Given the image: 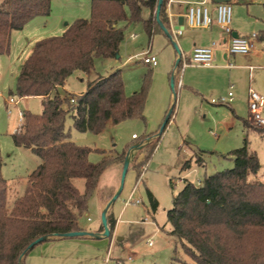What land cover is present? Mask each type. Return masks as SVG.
<instances>
[{"label": "trees", "instance_id": "1", "mask_svg": "<svg viewBox=\"0 0 264 264\" xmlns=\"http://www.w3.org/2000/svg\"><path fill=\"white\" fill-rule=\"evenodd\" d=\"M158 2L92 0L90 19H77L62 36L35 44L19 73L17 92L20 98H42L43 112H25L22 129L13 135V140L17 147L32 151L40 164L29 176L24 195L10 206L9 184L2 176L0 158V264H24L23 254L41 237L82 231L79 217L87 211L101 177L109 168L124 165L128 148L122 154L104 156L101 162L91 163L92 150L72 141L66 129L67 119L72 118L78 132L95 135L105 130L108 121L119 125L132 119L144 120L152 70L144 75L141 89L130 97L125 95L120 69L90 82L81 95L69 98L63 88L75 72L90 76L96 58L119 56L125 39L119 23L143 22L149 36L162 32L156 19ZM166 3L164 0L160 19L168 28ZM51 4L52 0H2L0 55L10 52L14 31L22 30L39 16H50ZM142 7L151 12L147 20L142 19ZM257 39L264 42V32ZM172 117L173 111L162 133L145 146L142 160L133 166L139 176ZM243 123L246 130L259 131L264 138V128L248 120ZM202 153L194 154L200 165L204 163ZM230 155L234 157L233 169L206 175L198 184L184 180L167 213L171 233L182 242L185 254L195 264H264V183L249 180L261 165L247 139L244 147ZM190 167L189 160L182 168ZM75 179L85 181L84 193L74 185ZM108 224L111 238L116 220L109 216Z\"/></svg>", "mask_w": 264, "mask_h": 264}, {"label": "rangeland", "instance_id": "2", "mask_svg": "<svg viewBox=\"0 0 264 264\" xmlns=\"http://www.w3.org/2000/svg\"><path fill=\"white\" fill-rule=\"evenodd\" d=\"M263 4L264 0H232L231 28L237 27L242 35L259 32L261 19H264ZM91 6L92 0H52L51 15L39 16L22 30L14 31L10 52L0 55V158L3 163L2 176L9 184L10 206L24 195L29 176L40 164V159L32 151L17 147L13 140V135L20 131L19 110L33 115L43 112L42 98L20 99L17 83L21 68L38 41L62 36L67 24L71 25L77 19H90ZM207 7L214 26H218L211 11L213 3L209 2ZM127 16L130 18L128 9ZM142 16H148L146 7L143 8ZM121 27L125 32V40L119 50L120 58H96L90 76L75 72L65 86L69 98L78 96L87 90L90 80L98 76L107 77L120 69L125 95L130 97L141 89L144 75L152 70V86L144 120L132 119L119 125L108 121L105 130L95 135L78 132L72 118L67 119L66 129L72 141L92 150L89 156L91 163L101 162L104 156L122 154L126 148L131 154L122 192L107 211L110 217L117 220L115 232L111 238L90 239L89 249H81L82 258L78 264H195L185 254L182 242L171 233L167 213L174 197L182 190L184 180L198 184L206 175L233 169L235 162L230 153L244 147L246 139L249 149L257 154L261 165L259 172L251 175L249 180L264 183V138L259 131L246 130L238 118L239 114L233 112L231 106L213 102L224 96L223 92L228 94L229 90L223 82L205 85L199 91L179 86L178 80L186 84L188 75H202L207 68L190 64L193 67L185 68L187 65L183 69L185 58L182 57L183 63L178 69L180 56L163 33L150 38L143 22H121ZM188 30L185 28L184 37ZM223 34H226L224 30ZM146 51L157 57L158 66L143 63L142 54ZM246 82L249 83L247 78ZM256 84L264 87V68L257 69L252 76V86ZM232 92L235 94V91ZM10 98L20 100L19 106H9ZM65 108L68 109V106L65 105ZM9 111H12L11 114ZM171 111L173 117L139 176V171L133 166L140 160L145 146L160 135L166 116ZM133 135L138 139L134 140ZM146 136L148 138L144 139ZM149 138L152 141L143 142ZM201 151L204 160L202 165L196 163L197 158L194 156ZM189 160L191 167L183 169V164ZM122 173L123 165H115L101 177L97 190L88 202L87 211L79 217V225L84 231L91 233L95 228L103 227L102 202L120 187ZM73 182L84 193L85 181L75 179ZM131 196L133 203L126 204ZM105 259H108L106 263Z\"/></svg>", "mask_w": 264, "mask_h": 264}, {"label": "crops", "instance_id": "3", "mask_svg": "<svg viewBox=\"0 0 264 264\" xmlns=\"http://www.w3.org/2000/svg\"><path fill=\"white\" fill-rule=\"evenodd\" d=\"M201 1L203 0H174V3L170 7H168L166 3V15L168 17V22H169V27L167 28V30L170 32V34L173 35L174 31L177 29L180 18L181 17L185 18V14L187 13L189 5L194 4V3H199ZM206 1H207V4L209 2L213 3V7L211 11L217 19L216 9H215L216 3H214L213 0H206ZM143 8L144 7H142V10H141L142 11L141 16L143 13ZM150 15H151V12L148 9V16L146 18H143L142 16V19L147 20L150 17ZM261 21L262 22H260L261 27L259 28L260 29L259 32L257 31L254 32L256 34H260L261 32H264V19H261ZM216 24L218 26H214V22H213V25L210 28H190L187 26L186 21H184L183 35L177 37L175 39V42H172V40L163 31L156 32L155 34L149 37L152 38L157 33H163L170 40V42H172L173 44L177 46L179 52L181 53L180 63H183L182 57L185 58V62H190V58L192 57L193 50L196 47H209L211 46L213 42H216L217 47L214 52L213 66L205 67L207 68V70L204 71L202 75H199V76L198 75L197 76L188 75L186 77V84L185 83L182 84L181 80H178L179 86L181 87L185 86L186 88H189L192 90H198V91L203 90V87L205 85H216V84L218 85L220 83L222 84V82L224 83V86L227 87L229 91H230V87L233 86L232 91H235V94L233 93L234 94L233 100L228 105L232 107L233 112H235L236 114H239L238 118L242 120V122L243 120H248L250 122V112H249V106H248L250 89H253L254 91L256 90L264 96L263 86L258 85V84H256L255 86H252V76L255 74V71L257 69L264 68V42L257 39L256 44H255V50L250 54L231 55L227 51L228 43L230 42L231 36L235 37L234 35L236 34L238 36H248L250 34L242 35L238 31L237 27H234L232 28V34L231 35L225 34L226 35L225 36L223 34L222 27L217 22ZM118 26L121 27V23H119ZM185 28H189V30L187 31L186 37H184L186 35ZM117 58H120V57H117ZM188 67H193V66L188 65L185 68H188ZM250 67H253V71H250ZM223 76H225V78ZM99 77H103V76H98L97 78ZM97 78H95L94 80H96ZM246 78L248 79L249 83L246 82ZM90 82L92 81L90 80L88 82V85ZM65 88L66 87L63 88L64 91H66ZM87 90H88V87H87ZM222 94L224 96H221V97L227 96L225 92H223ZM262 114L264 116V107L262 109ZM133 139L137 140L138 137L133 138ZM150 141H152V138L144 140L143 142H150ZM142 158H143V155L140 156V160ZM117 191H118V187L114 190L113 195H110L109 197H107L108 199H105L102 202V209L106 208L107 204L112 200V198L114 197ZM108 217H109V214H108ZM116 224H117V220H116ZM80 228L82 229V231H84L81 226ZM101 228L102 227L97 228V229L95 228V230L91 232L96 237H91V236L78 237V238L51 237L48 240L36 245L33 249H31L25 256L24 264H78L82 258L81 249L83 248L89 249L91 244H88V243H91V242H88V241H90V239H100V240L106 239V237H103L102 235L104 231H101ZM46 243H49V244H46ZM60 259H62L61 260L62 262H59ZM104 262L106 263V259Z\"/></svg>", "mask_w": 264, "mask_h": 264}, {"label": "built area", "instance_id": "4", "mask_svg": "<svg viewBox=\"0 0 264 264\" xmlns=\"http://www.w3.org/2000/svg\"><path fill=\"white\" fill-rule=\"evenodd\" d=\"M174 3V0H167V6L170 7ZM216 16L217 23L223 28L224 32L228 35L232 34V5L231 3H221L216 4ZM185 21L188 27L190 28H210L213 25V18L210 14V11L207 7V1L203 0L199 3L190 4L185 14ZM184 26L176 29L172 35V42H175V39L181 35H183ZM258 34L253 33L248 36H238L230 38V42L228 43L227 51L231 55H247L252 53L255 50V44L257 40ZM217 47V43L213 42L209 47H196L193 50L192 57L190 58V62H184L183 68L187 65H198L202 67H212L214 62V52ZM143 55V63L150 65L152 67H156L159 64V61L156 56L151 55L150 51H147L142 54ZM250 71H253V67H250ZM233 86L230 87V91L227 96L220 97L217 101L213 100L216 104L228 105L234 97L232 92ZM26 99V98H20ZM74 102V99L71 100ZM20 100H14V98H10L8 101L9 106L18 107ZM248 106L250 112V122L260 128H264V116L262 114V109L264 107V96L257 93L253 89L249 91V99ZM12 111H9L11 114ZM19 121H20V130L24 124L25 120V112L19 110L18 111ZM133 138H137L134 135ZM132 196L128 200L126 204L133 203ZM135 203H140V201H135ZM152 246V242L149 243ZM108 260V259H107ZM106 260V261H107Z\"/></svg>", "mask_w": 264, "mask_h": 264}, {"label": "water", "instance_id": "5", "mask_svg": "<svg viewBox=\"0 0 264 264\" xmlns=\"http://www.w3.org/2000/svg\"><path fill=\"white\" fill-rule=\"evenodd\" d=\"M214 3L216 4H221V3H230L231 0H213ZM164 4V0H159L158 2V6H157V10H156V19H157V22L158 24L160 25L162 31L170 38L172 39V35L170 34V32L167 30V28L163 25V23L161 22V19H160V13H161V9H162V6ZM184 21H185V18L184 17H181L180 18V21H179V25L177 27V29L180 27V26H183L184 25ZM235 37H238V35H234ZM179 56L181 55V53L179 52L177 46L174 44ZM119 57V56H118ZM181 62V57L180 59L178 60L177 62V66L180 64ZM172 87L174 86V79L172 78ZM172 111L168 113L164 123H163V126L161 128V131H160V134L162 133V130L163 128L166 126L167 122H168V119H169V116L171 115ZM137 147V146H135ZM133 147V148H135ZM130 164H131V154H127V158L124 162V165H123V173H122V179H121V184H120V187L118 188V191L116 192V194L114 195V197L112 198V200L107 204L106 208L104 209V212H103V215H102V226H103V229H104V232H103V237H108L110 235V229H109V224H108V208L109 206L119 197L120 193L122 192V189H123V184H124V180H125V176L129 170V167H130ZM86 236H91V237H96L93 233H89V232H86V231H78V232H71V233H66V234H54L52 237H58V238H78V237H86ZM50 237H41L39 239H37L36 241H34L29 247L28 249L26 250V252L23 254L22 258L23 259L27 253L33 249L36 245L40 244V243H43L44 241L48 240Z\"/></svg>", "mask_w": 264, "mask_h": 264}]
</instances>
